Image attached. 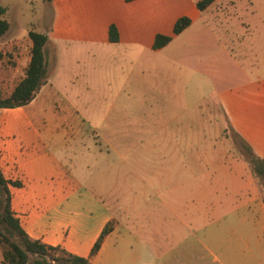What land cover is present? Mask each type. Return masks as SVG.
<instances>
[{
    "label": "rangeland",
    "instance_id": "374dc122",
    "mask_svg": "<svg viewBox=\"0 0 264 264\" xmlns=\"http://www.w3.org/2000/svg\"><path fill=\"white\" fill-rule=\"evenodd\" d=\"M61 1L76 28L54 34L52 0H0L10 24L0 37V91L6 96L30 53L29 31L46 33L57 112L78 122L85 141L99 140L94 129H102L117 170L137 172L93 173L92 188L137 204L143 187L157 194L179 177L194 187L191 173L198 187L217 174H253L246 155L264 159V118L252 106L229 110L217 91L228 72L264 78V0H221L159 50L151 47L155 32H171L197 0ZM112 22L123 27L121 41L108 40ZM170 168L177 173H162ZM255 183L264 195L262 180Z\"/></svg>",
    "mask_w": 264,
    "mask_h": 264
},
{
    "label": "crops",
    "instance_id": "0c3cea01",
    "mask_svg": "<svg viewBox=\"0 0 264 264\" xmlns=\"http://www.w3.org/2000/svg\"><path fill=\"white\" fill-rule=\"evenodd\" d=\"M52 1L54 34L75 29L60 10L62 1ZM220 1L204 11L195 3L181 16L191 15L194 22ZM113 23L121 41L123 27ZM173 27L171 32H155L153 43L158 33L173 34ZM46 58L50 74L54 54L51 71L47 51ZM29 62L30 53L17 65L15 83L6 96L24 78ZM239 71L226 74L219 97L229 110L234 104L241 109L252 106L264 118V78L253 77L252 69ZM55 95L60 93L49 75L30 103L0 109V168L6 179L20 183L9 184L12 210L32 239L87 257L92 264H264V195L252 173H223L222 181L217 176H224L217 174L200 187L198 173H191L194 187H183L180 177L177 185L173 179L158 187L157 194L155 188L143 187L137 204L114 190L97 192L88 181L96 177L93 173L137 172L117 170L115 148L102 129H94L99 140L85 141L78 122L57 112ZM107 224L111 231L91 255Z\"/></svg>",
    "mask_w": 264,
    "mask_h": 264
},
{
    "label": "trees",
    "instance_id": "16d2710c",
    "mask_svg": "<svg viewBox=\"0 0 264 264\" xmlns=\"http://www.w3.org/2000/svg\"><path fill=\"white\" fill-rule=\"evenodd\" d=\"M216 0H198L196 8L199 11L206 10ZM0 8V13H4ZM193 22L191 15L179 17L173 27V34L158 33L155 36L153 49L165 47L173 39V35L180 34ZM9 22L0 17V37L9 29ZM31 39L30 62L25 69V76L14 87L8 96L0 91V109L15 108L30 103L47 79L46 45L48 35L36 30L29 31ZM109 40L117 42L120 34L113 23L109 27ZM249 150V149H248ZM247 150V161L252 168L255 177H259L264 184V159L250 153ZM9 184L19 185V182L5 178L0 168V249L4 264H92L87 257L69 253L60 246H52L40 240L32 239L22 228L19 218L16 217L11 205V191ZM264 200V196H263ZM111 225L107 224L99 238L93 245L91 255L96 254L105 238L111 231Z\"/></svg>",
    "mask_w": 264,
    "mask_h": 264
}]
</instances>
